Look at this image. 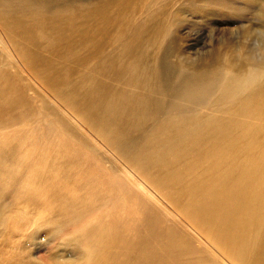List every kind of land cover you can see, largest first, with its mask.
<instances>
[{
  "label": "bare ground",
  "instance_id": "1",
  "mask_svg": "<svg viewBox=\"0 0 264 264\" xmlns=\"http://www.w3.org/2000/svg\"><path fill=\"white\" fill-rule=\"evenodd\" d=\"M175 4L0 0V217L67 264H264V0L181 9L254 12L173 61Z\"/></svg>",
  "mask_w": 264,
  "mask_h": 264
},
{
  "label": "rangeland",
  "instance_id": "2",
  "mask_svg": "<svg viewBox=\"0 0 264 264\" xmlns=\"http://www.w3.org/2000/svg\"><path fill=\"white\" fill-rule=\"evenodd\" d=\"M220 3L221 0H176L174 9L177 11V20L181 23V28L177 33L176 43H173V54H175L172 58L173 61L183 57L186 59L192 58L196 48L205 47L203 50H209L218 47L217 41L220 42V38L225 37L228 39V35L233 30L241 28V24L249 20L245 16L248 17L247 14L254 12V8L251 7L245 13V16L240 18L241 23L232 16L231 18H225V20H220L218 17H209L204 22L201 21L200 25L195 23V28H188L185 24V19L188 17L186 14L179 13L181 9H187L188 7L190 9L220 8ZM158 5H164V0H158ZM190 18L196 20L193 16ZM203 24H206L205 27ZM226 42L228 43L229 40ZM70 45L76 48L77 41L70 42ZM24 83L30 87V80L26 75H24ZM97 150L101 152L102 149L99 147ZM15 210L14 208L9 214L13 215ZM11 215H7L3 219L0 217V221L2 219L0 222V264H67L72 259H76V251L72 250L75 242L74 236L66 235L57 240L54 236L55 228L53 225L44 226L42 221H39L35 227L39 231L45 232V235H34L33 241H31L28 239V233L31 230L25 226L21 227L22 221H20V227H18Z\"/></svg>",
  "mask_w": 264,
  "mask_h": 264
}]
</instances>
